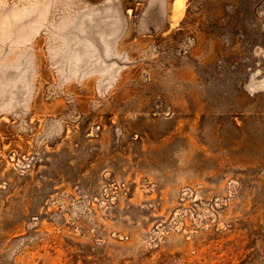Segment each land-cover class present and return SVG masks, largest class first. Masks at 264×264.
Listing matches in <instances>:
<instances>
[{"label":"rangeland","instance_id":"rangeland-1","mask_svg":"<svg viewBox=\"0 0 264 264\" xmlns=\"http://www.w3.org/2000/svg\"><path fill=\"white\" fill-rule=\"evenodd\" d=\"M0 264H264V0H0Z\"/></svg>","mask_w":264,"mask_h":264}]
</instances>
